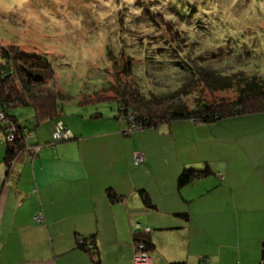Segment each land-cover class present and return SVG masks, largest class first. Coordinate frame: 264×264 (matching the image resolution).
Segmentation results:
<instances>
[{"label": "crops", "instance_id": "0c3cea01", "mask_svg": "<svg viewBox=\"0 0 264 264\" xmlns=\"http://www.w3.org/2000/svg\"><path fill=\"white\" fill-rule=\"evenodd\" d=\"M99 113L62 121L71 136L56 143L59 118L40 121L45 137L38 126L26 129L10 169L0 143V264H133L137 221L150 228L152 264H261L264 156L253 133L228 128L225 120L239 114L216 123L174 119L157 133L133 134L117 115ZM187 168L206 172L178 186ZM82 239L93 240L96 255Z\"/></svg>", "mask_w": 264, "mask_h": 264}, {"label": "rangeland", "instance_id": "374dc122", "mask_svg": "<svg viewBox=\"0 0 264 264\" xmlns=\"http://www.w3.org/2000/svg\"><path fill=\"white\" fill-rule=\"evenodd\" d=\"M13 45L51 63L63 122L98 112L115 117L112 84L136 88L161 107H192L198 100L230 106L245 85H264V0H0V51ZM97 93L109 97L93 99ZM9 111L23 123L35 119L29 105ZM234 118L222 121L253 133L252 147L264 156V112ZM168 122L133 134L157 133ZM37 126L43 137L49 133L40 122L26 129Z\"/></svg>", "mask_w": 264, "mask_h": 264}, {"label": "trees", "instance_id": "16d2710c", "mask_svg": "<svg viewBox=\"0 0 264 264\" xmlns=\"http://www.w3.org/2000/svg\"><path fill=\"white\" fill-rule=\"evenodd\" d=\"M8 46L2 48L0 51V111L4 113L6 119L0 122V131L3 134L9 133L11 127L14 126L17 130L13 141H5L6 151L4 163L10 165V161L17 155L19 149L25 147V134L26 126L38 123L44 119H57L62 113L60 106L57 102L58 91L54 85V72L51 63L42 55L33 53H26L17 49L16 47ZM13 47L12 52L6 49ZM175 51V49H174ZM174 51L171 52L174 54ZM177 51V50H176ZM178 52V51H177ZM180 52V51H179ZM185 58V57H183ZM185 65H191L187 59H180ZM125 70V73L128 68ZM53 78V79H52ZM52 79V84H47ZM117 81V80H116ZM118 83V81H117ZM47 86L49 92L44 93L41 87ZM258 83L250 82L241 88L242 96L231 102L230 106L227 104L207 103L198 100L194 106L189 107L186 104H178L173 108L161 107L154 99L145 100L140 96L138 89L129 87L120 88V85L107 87V90H114L115 98H117L118 118L126 121V114L134 111V121L143 127H156L161 122H168L174 119L191 118L197 122L211 123L216 120L229 117L232 115L264 112V85L259 86ZM48 89V90H49ZM109 96L97 93L93 99H105ZM112 98V97H111ZM247 104L251 108L244 109L242 106ZM32 106L35 110L34 120L28 118L25 123L20 121L17 116L10 113V108L16 106ZM246 106V105H245ZM246 110V111H245ZM100 113H95L92 116L96 117ZM62 120H57L56 124ZM127 122V121H126ZM65 128V126H64ZM53 134V133H52ZM51 134V139H52ZM71 136V135H70ZM70 136L68 138H70ZM67 138H61L54 141L55 143ZM26 147H29L27 145ZM206 172L205 169H184L177 179V185L182 186L197 176H201ZM140 198L143 204L151 208L153 206L147 192L143 189L139 191ZM108 196L111 201H118L120 196L115 192L108 190ZM150 231V230H149ZM148 232L134 230L133 243L140 241L145 245V249L152 251L153 244L147 237ZM86 241H93L82 239L80 244L89 254L96 255L95 245L87 248ZM93 248V249H92ZM99 260L96 259L94 264H98ZM169 264H185L184 261H172Z\"/></svg>", "mask_w": 264, "mask_h": 264}, {"label": "built area", "instance_id": "2783aa9c", "mask_svg": "<svg viewBox=\"0 0 264 264\" xmlns=\"http://www.w3.org/2000/svg\"><path fill=\"white\" fill-rule=\"evenodd\" d=\"M134 113H127L126 114V121H127V126H126V133H132L135 130L141 129L142 126L140 124H137L134 121ZM6 119L4 113L0 111V122L4 121ZM16 128L14 126L11 127V131L9 133L5 134V139L7 141H13L16 133ZM70 136L69 132L65 130L64 126L62 125L61 122L57 123V127L55 128V131L52 134V142L59 140L61 138H68ZM34 150H37V147L33 146ZM12 162V161H11ZM134 163L136 165H142L144 163V155L140 152H136L134 154ZM34 219L36 221H41L42 220V215L40 212H37L34 215ZM133 230H142L144 232H148L150 230L149 227H143L139 221H137L134 225ZM87 248L93 247L91 241H86ZM134 244V255H133V264H152L153 262V253L152 251H148L145 249V245L137 241ZM263 256L261 260V264H264V246H263Z\"/></svg>", "mask_w": 264, "mask_h": 264}]
</instances>
